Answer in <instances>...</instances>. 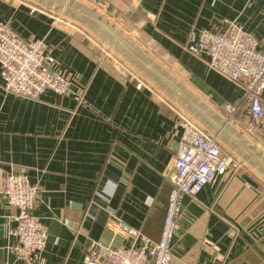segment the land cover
Here are the masks:
<instances>
[{
  "label": "crops",
  "instance_id": "1",
  "mask_svg": "<svg viewBox=\"0 0 264 264\" xmlns=\"http://www.w3.org/2000/svg\"><path fill=\"white\" fill-rule=\"evenodd\" d=\"M85 1L218 110L239 105L243 88L212 70L206 54L187 49L193 35L229 20L264 52V0ZM28 5L0 0V24L42 39L72 88H85L89 105L74 91L35 100L7 94L0 66V184L7 174H25L38 188L31 213L48 231L39 255L26 260L14 234L17 210L0 185V264H85L91 242L106 239L117 219L157 241L182 133L175 109L112 51L101 53L103 43L89 31L31 15ZM240 111L234 124L264 146V116L256 126ZM182 207L170 264H264V181L248 166L217 176Z\"/></svg>",
  "mask_w": 264,
  "mask_h": 264
},
{
  "label": "built area",
  "instance_id": "2",
  "mask_svg": "<svg viewBox=\"0 0 264 264\" xmlns=\"http://www.w3.org/2000/svg\"><path fill=\"white\" fill-rule=\"evenodd\" d=\"M28 6L31 15H50L55 22L66 21L40 6ZM100 47L104 55L111 54L104 44ZM187 49L206 54L212 70L243 88L239 105L225 104L220 108L224 116L236 124L238 113L243 110L258 126L264 116V52L256 37L224 20L220 29L199 30ZM0 66L2 90L7 94L35 100L47 91L58 95L74 91L79 103L89 105L84 99L85 88H72V82L42 39H24L6 23L0 24ZM175 111L182 133L169 175L171 189L160 238L150 240L124 220H113L107 228L108 237L91 242L85 264H170L183 200L200 192L217 176L244 165L186 113ZM0 185L9 206L17 210L14 234L19 250L26 260H31L39 255L48 236L47 227L31 213L38 188L22 173L5 175Z\"/></svg>",
  "mask_w": 264,
  "mask_h": 264
},
{
  "label": "water",
  "instance_id": "3",
  "mask_svg": "<svg viewBox=\"0 0 264 264\" xmlns=\"http://www.w3.org/2000/svg\"><path fill=\"white\" fill-rule=\"evenodd\" d=\"M83 27L121 61L169 98L219 145L264 181V146L230 122L167 64L121 28L97 6L83 0H26ZM237 104V103H236Z\"/></svg>",
  "mask_w": 264,
  "mask_h": 264
},
{
  "label": "rangeland",
  "instance_id": "4",
  "mask_svg": "<svg viewBox=\"0 0 264 264\" xmlns=\"http://www.w3.org/2000/svg\"><path fill=\"white\" fill-rule=\"evenodd\" d=\"M83 1H85V0H83ZM86 2V1H85ZM53 13V12H52ZM55 14H57V15H59L58 13H55ZM61 16V15H60ZM163 63H165V62H163ZM166 64V63H165ZM168 65V64H167ZM168 67L172 70V71H174L175 73H177L181 78H183L185 81H187L186 80V78H184V76L182 75V74H179L178 72H177V70L175 69V68H173L172 66H169L168 65ZM138 75H139V78H142V80H143V82L145 83V85H147L148 87H150L152 90H154L155 92H157V94H159L162 98H163V100H164V102H166L167 104H169L170 106H172V108H174L175 110H178V111H182V112H184V113H186L187 115H188V113L187 112H185L183 109H181V108H179L176 104H174L169 98H167V97H165L156 87H154L151 83H149L148 81H146L139 73H137ZM215 108V107H214ZM218 110V109H217ZM221 113H222V111L221 110H219ZM223 114V113H222ZM224 115V114H223ZM189 116V115H188ZM190 117V116H189Z\"/></svg>",
  "mask_w": 264,
  "mask_h": 264
}]
</instances>
